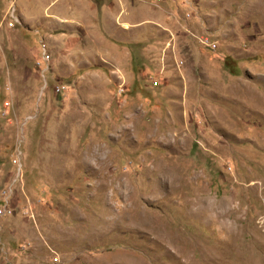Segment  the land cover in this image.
Wrapping results in <instances>:
<instances>
[{"label":"rangeland","instance_id":"rangeland-1","mask_svg":"<svg viewBox=\"0 0 264 264\" xmlns=\"http://www.w3.org/2000/svg\"><path fill=\"white\" fill-rule=\"evenodd\" d=\"M10 188L0 264H264V0H0Z\"/></svg>","mask_w":264,"mask_h":264},{"label":"built area","instance_id":"built-area-1","mask_svg":"<svg viewBox=\"0 0 264 264\" xmlns=\"http://www.w3.org/2000/svg\"><path fill=\"white\" fill-rule=\"evenodd\" d=\"M154 1L158 2L160 0H154ZM4 22H6L9 28L15 27L16 25L20 23L18 10L14 3H12L8 7L7 13L4 17ZM200 41L203 45H205L207 48H209L212 51H216L218 48L217 44L215 42H210L207 37L202 36L200 38ZM41 55H42L41 60L37 62V65H38V68L42 70V68H48L52 60L51 54L48 52V49L44 44L41 45ZM181 65H183V61L178 62V66L180 67ZM42 75H44V70H42ZM153 85L157 86L158 82L155 81ZM57 90L60 91L61 87L59 86ZM11 192H12V189L10 188L4 193L5 198L3 200V205L0 206V216L1 217L13 215V209L10 204V198H9L11 195ZM57 262H58V258L54 257L53 263H57Z\"/></svg>","mask_w":264,"mask_h":264},{"label":"trees","instance_id":"trees-1","mask_svg":"<svg viewBox=\"0 0 264 264\" xmlns=\"http://www.w3.org/2000/svg\"><path fill=\"white\" fill-rule=\"evenodd\" d=\"M225 67H226V69L230 70V72L232 74H237V72H236L237 71V66H236L235 61L230 60V59H226L225 60Z\"/></svg>","mask_w":264,"mask_h":264},{"label":"crops","instance_id":"crops-1","mask_svg":"<svg viewBox=\"0 0 264 264\" xmlns=\"http://www.w3.org/2000/svg\"><path fill=\"white\" fill-rule=\"evenodd\" d=\"M18 15H19V13H18ZM20 17V16H19ZM46 47H47V49H48V52L50 53V51H49V48H48V46H47V44H44ZM129 51H131V49L129 48ZM52 57V56H51ZM177 66H178V62H177ZM179 67V66H178ZM179 68H181V67H179ZM157 82H158V85L157 86H153V87H159V84H160V80L158 81V80H156ZM52 263H53V261H52ZM54 264H56V263H54Z\"/></svg>","mask_w":264,"mask_h":264}]
</instances>
